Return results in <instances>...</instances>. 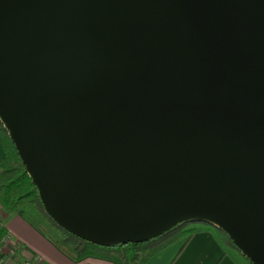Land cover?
Here are the masks:
<instances>
[{
    "label": "water",
    "instance_id": "1",
    "mask_svg": "<svg viewBox=\"0 0 264 264\" xmlns=\"http://www.w3.org/2000/svg\"><path fill=\"white\" fill-rule=\"evenodd\" d=\"M0 120L71 233L264 264V0H0Z\"/></svg>",
    "mask_w": 264,
    "mask_h": 264
},
{
    "label": "trees",
    "instance_id": "2",
    "mask_svg": "<svg viewBox=\"0 0 264 264\" xmlns=\"http://www.w3.org/2000/svg\"><path fill=\"white\" fill-rule=\"evenodd\" d=\"M0 142L3 150L0 158V207L7 213L21 211L22 216L33 227L73 260L95 256L112 260L116 264H145L148 258L170 243L181 238H185L187 242L194 233L211 230L224 246L237 250L239 264H253L222 228L203 221H180L160 235L142 242L100 245L83 239L58 225L46 212L39 190L1 120ZM5 233L6 228L3 225L0 227V246Z\"/></svg>",
    "mask_w": 264,
    "mask_h": 264
},
{
    "label": "crops",
    "instance_id": "3",
    "mask_svg": "<svg viewBox=\"0 0 264 264\" xmlns=\"http://www.w3.org/2000/svg\"><path fill=\"white\" fill-rule=\"evenodd\" d=\"M2 155L0 152V158ZM1 220L10 239L0 246V256L9 264H18L26 259L31 264H116L95 256L73 260L33 227L21 211H2ZM13 245L16 249L11 254ZM239 260L236 249L224 246L211 230H202L194 233L187 242L181 238L170 243L148 258L145 264H239Z\"/></svg>",
    "mask_w": 264,
    "mask_h": 264
},
{
    "label": "built area",
    "instance_id": "4",
    "mask_svg": "<svg viewBox=\"0 0 264 264\" xmlns=\"http://www.w3.org/2000/svg\"><path fill=\"white\" fill-rule=\"evenodd\" d=\"M2 211L3 210L0 207V227L3 226L2 220H1ZM9 239H10V234L8 232H6L5 235L2 238V244H6ZM15 249H16L15 245L10 247L11 254H13L15 252ZM0 264H9V263L4 258H2V256H0ZM18 264H31V261L29 259H26V260H23V261L19 262Z\"/></svg>",
    "mask_w": 264,
    "mask_h": 264
},
{
    "label": "rangeland",
    "instance_id": "5",
    "mask_svg": "<svg viewBox=\"0 0 264 264\" xmlns=\"http://www.w3.org/2000/svg\"><path fill=\"white\" fill-rule=\"evenodd\" d=\"M0 152H1V155H2V150Z\"/></svg>",
    "mask_w": 264,
    "mask_h": 264
}]
</instances>
